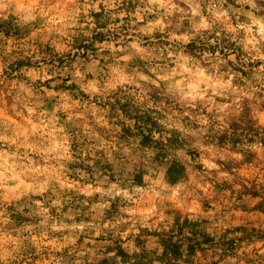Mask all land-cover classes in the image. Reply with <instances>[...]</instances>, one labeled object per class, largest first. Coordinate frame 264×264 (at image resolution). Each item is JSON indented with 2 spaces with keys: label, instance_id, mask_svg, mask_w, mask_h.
Listing matches in <instances>:
<instances>
[{
  "label": "crops",
  "instance_id": "1",
  "mask_svg": "<svg viewBox=\"0 0 264 264\" xmlns=\"http://www.w3.org/2000/svg\"><path fill=\"white\" fill-rule=\"evenodd\" d=\"M258 1L257 6L261 7ZM175 2L180 7L189 8L184 0ZM147 4L148 0H143L139 8ZM232 4L237 9L242 7V10L231 11L230 21H216L212 30L201 28L196 39L206 37L209 31H219L218 45L237 51L242 63L243 57H248L252 67L258 66L264 61L251 62V56L264 53V39L256 35V25H253L251 33L239 27L240 24H251V20L243 14L250 6L238 5L235 0ZM223 7L227 4L217 5L214 10L222 11ZM37 8L11 10V17H15L19 25H25L28 31L14 41L18 44L16 52L12 53L20 65L17 67L19 63H16L12 73H5L0 60V110L2 107L6 109L9 104L13 109L9 111L8 130L3 128L4 132L0 134L3 138L0 147L7 146L19 132L18 144L23 145L19 156L24 157L11 165L17 181H9L7 173L0 180V264H117L114 257L107 258L105 249L113 238L120 239L119 232L133 227L134 222L135 228L140 229L143 242L138 240L136 243L134 232L129 234V241L140 251L125 255L118 249L124 257V264H264V89L252 93L240 79L238 83L233 82L232 87L216 89L215 96L210 89L207 97L193 101L177 90L183 85H176L175 81H171L172 88L167 83H161L160 88L145 83L143 90L146 95L141 101L139 95L133 97L131 91H125L134 89L141 94V89H137L135 84L120 85L122 98H129L134 112H149L154 119L164 121L159 125L161 140H154V145L161 143L169 131L172 133L175 142L164 145L162 151L166 156L157 160L155 153L158 149L154 146H142L138 137L122 138L120 129L114 123L111 127L106 123L110 117L123 122L120 113L109 108L111 98L116 94L111 84L125 73L131 77L147 63L140 59L144 53L130 46L129 32L133 33L132 38L139 35L141 44L146 42L149 50L155 51V57L150 58L155 59L159 49L168 44L177 50L183 48L187 53L183 41H170L168 37L172 33L190 34L196 31L194 22L190 23L187 16L176 13L166 19L168 27L163 31L156 26L151 33H135L133 29L140 25L131 23L136 17L130 13L133 17L130 26L123 29L122 22H116L111 24L114 27L107 28L105 25L103 28L107 30L98 33L97 28L102 27L97 24L96 28L92 27L94 23L81 27L82 11L76 17L75 25L71 24V16L66 18L64 25H58L47 23L39 16L33 18ZM61 9L75 13L81 8ZM58 10L52 8L50 14ZM8 12L1 11L0 15L7 16ZM256 14L259 16L258 12ZM156 18L146 15L142 23ZM58 29L67 33L63 41L69 46L85 40L93 45L88 46L87 50L91 51L89 57L85 54L80 59L89 69L90 79L96 74L99 82L92 80V83L101 87L106 100L97 102L101 94L91 91L88 80L83 82L88 85V90L82 89L80 77L75 75V68L70 62L63 66L60 60L61 66L51 65L55 63L52 59L66 54L57 52L52 42L58 35ZM96 39L101 42L96 43ZM114 39H120L123 51L119 50V45L116 51L103 47V41ZM250 39L252 43H249ZM201 44L206 46V40H202ZM33 47L42 53L39 58L32 51ZM125 55L130 57L126 65L119 60ZM214 57L213 53V57L208 58L209 72L214 71L211 65L218 59ZM95 60L100 63H94ZM157 62L161 64L158 71L167 74L166 62ZM65 67L71 68L67 77L72 79V87H64L67 84L64 80L57 85L58 92L50 95L45 86L51 90L52 81L43 79L44 72L58 69L59 77ZM259 75L264 79V72ZM248 78L257 83L255 72H251ZM152 97H156V108L150 106ZM3 100L9 101V104H3ZM192 103L197 105L195 110L190 108ZM29 109L34 111V115L28 116ZM180 109L189 111L192 119L186 118ZM198 116L206 117L209 123H202ZM26 120L32 123L28 124ZM0 122L7 121L0 118ZM168 125L172 127L169 129ZM233 125L237 127L234 129ZM29 145L34 152H26ZM15 147L12 146L9 151ZM189 152H199L200 158H189ZM31 158H34V163L30 162ZM205 160L214 162L217 167H209L203 162ZM8 163L7 154L0 153V164L7 168ZM172 163L183 169V174L175 183L168 180V168ZM141 171L148 179L142 185L144 191L137 192L135 177ZM58 181L74 186L61 189ZM199 184L211 185V188L204 192ZM97 187L102 191H94ZM41 188L51 191L38 195ZM120 188H127L135 199L142 201L148 198V194L163 189L169 195L175 193L174 199L190 205L195 201L203 208L216 212L215 218L223 219L229 227L240 228L235 231L229 228L228 232L233 233L226 237L228 233L219 227H212L209 220L202 225V230H211L215 246H206L202 255L189 257L188 260L167 256L159 258L155 247L157 240L146 235L148 229L142 227V217L125 211L142 207L143 203L131 205L132 200L123 194L116 195ZM38 199L43 203L37 204ZM212 204L216 207L213 208ZM206 219L200 217L201 221ZM108 221L116 227L110 225L104 228V223ZM117 221L121 223L117 224ZM184 227L193 229V236L199 235L195 231L198 224L188 225L185 222ZM97 230L100 231L99 236L95 235ZM226 239L234 241L227 244ZM204 240L211 243L209 237H204Z\"/></svg>",
  "mask_w": 264,
  "mask_h": 264
},
{
  "label": "clouds",
  "instance_id": "2",
  "mask_svg": "<svg viewBox=\"0 0 264 264\" xmlns=\"http://www.w3.org/2000/svg\"><path fill=\"white\" fill-rule=\"evenodd\" d=\"M17 0H8L9 4L16 3ZM29 2L34 5H39V0H29ZM104 3L108 8H117L122 3V0H96L95 4L90 5L87 0H85V4L82 9H77L75 13H68L63 9L58 10L55 14H50L51 10H45L43 8H37L35 10V18L36 16L41 17L47 23H55L58 25H64L67 17L71 16V24H76V17L79 15L81 11H83L84 16L87 19L84 21V24H81L83 28L85 24H88L92 17L88 15L89 8H94L96 12L100 11V3ZM143 2V0H141ZM220 4L223 6L227 4V7H223L222 11H215L214 4H211V0L209 3H205L204 0H184V3L189 5L188 9L180 7L175 0H148V4L143 8H137L135 12L132 13L133 16L136 17L135 20H132L131 23L133 25H140L138 28H134L133 31L135 33H151L156 26H159L161 31L168 27V24L165 22L167 18L174 16L176 13H180L183 16H187L190 23H193V27L196 31L192 33H172L168 39L170 41H183L187 46V53L185 49H174L171 44H168L167 47H162L159 49V55L155 59H150L155 57V51L149 50V46L145 42L143 45L141 44V38L139 35L133 37V33L129 32L130 46L135 48L137 51L144 53L140 57L141 61H147L144 65L143 69H138L131 77L125 73L121 75L115 83L111 84V88L116 91V94L112 96L111 102L109 104V108H111L114 112H119L123 117V122L120 121L119 118H109V121H106L109 127L114 123L120 129L122 138L127 137H138L139 143L142 146H154L158 149L155 153V157L159 160L162 156H166V154L162 151L164 145L175 142L172 136V133L169 131L167 135L163 138L161 143L154 145V140H161V129L159 125L164 123L162 120H156L153 118V115L149 112L144 111H133L132 103L128 97L121 96L119 92V86L124 84H135L137 89H141V94H137L135 90H125L131 91V95L133 97L139 95V99L143 101L145 99L143 85L145 83H150L155 85L156 88H160L161 83H167L170 88L174 87L171 81H175L176 85H183V87L178 88L186 98H190L195 101L197 99H204L208 96V92L211 89L212 95H217L216 89L220 87H232L233 82H239L240 79H243L244 83L249 86L250 91L252 93L258 92L261 89H264V79L260 78V73L264 72V63L259 64L258 66L252 67V64L249 62L248 57H243V63L240 58V54L235 50H229L227 47L222 45H218L217 38L221 35L219 31H209L206 37L201 36L200 40L196 39L197 32L201 29H209L212 30L213 24L216 23L221 17L224 18V21H230L231 15L229 14L231 11L240 12L241 9L234 8L232 3H229L228 0H219ZM235 3L238 5H249V9L245 11L243 14L251 20V24L244 25L240 24V28H245L246 32H253V25L258 26L257 31L261 35H264V7L257 6V0H235ZM158 6V7H157ZM260 12L261 14L258 16L256 13ZM190 13V15H189ZM114 15H119L121 18V22H123V17L125 13H115ZM155 16L157 17L154 21L152 19H148L147 23L144 24L142 21L145 20V16ZM199 18L198 20L196 18ZM13 27V24L10 23ZM93 28H96V24H92ZM113 25H107V28H112ZM115 27H119V25H115ZM231 27V25H229ZM107 28H97L98 33H102L106 31ZM235 31V28L232 29ZM58 35L53 39V43L56 45V51L61 53H66L65 55H61L55 60V63H51L53 67L55 65H60V60L63 61V66L65 64L71 63V67L75 68V75L80 77V82L82 85V89L87 91L88 85H85L83 82L85 80L89 81V85H91V91L95 93L101 94L98 98L100 100H106L107 98L103 96L101 87H97L92 83V80H97L96 74L94 73L92 78L88 77L89 69L85 67L84 63L81 61L80 57L87 54L88 57L91 51L87 50L88 46H93L88 40H85L82 43L69 46L63 41V36L67 33L63 31V29H58ZM123 37H121L122 39ZM155 39V37H153ZM206 40V46H202L201 41ZM100 40L96 39V43H100ZM249 43H252L251 39ZM83 45V47L81 46ZM119 45V50L123 51L124 46L120 44V39H114L111 42L107 40L103 41V47L112 48L113 51L117 50ZM102 50V49H101ZM32 51L36 53V58H39L42 53L39 51L37 47H33ZM213 53L215 54L214 58H218L214 65L211 67L214 71L209 72L208 64L210 63L209 57H213ZM166 54V55H165ZM130 57L125 55L119 57V60L124 61L125 65L129 61ZM157 60H163L166 62L168 71L165 74L164 71H158L161 68V64L157 62ZM195 60L193 63L192 61ZM256 60L264 61V53H259L256 56H251V62H255ZM94 63L99 64V60H95ZM61 66V65H60ZM23 68V67H21ZM71 70L69 67L64 68V73H62L59 77L57 75L58 69L53 70L51 72L45 71L43 79L52 81V89L49 90L47 86H45V90L49 91L50 95H55L58 91L57 85H61L64 80H67V84L64 87L71 88L73 85L72 79L67 77V73ZM251 72H255L257 76V83H253L251 79H249V74ZM29 74H32L29 72ZM107 75V73H105ZM247 94V93H246ZM156 97L150 98V106L156 108L154 103ZM54 107V105H53ZM228 107V105H225ZM190 108L195 110L197 105L192 103ZM183 111V114L186 118L192 119L191 113L189 111ZM210 111V109H209ZM34 115V111L32 109L28 110V116ZM197 119H200L202 123L208 124L209 121L204 116H198ZM15 123V121L13 122ZM26 123L31 124V120H26ZM47 127V125H45ZM172 126L168 125L170 129ZM237 125H233L235 129ZM62 130V129H61ZM21 133L17 132L15 136H13L8 145L4 147H0V153H6L8 157V167L5 168L3 164H0V180L3 179L5 173H7V179L9 181H17V177L14 174V169L11 167L12 164L16 162L17 159H23L24 157L19 156V149L22 144H18V140L20 138ZM3 138L0 137V140ZM238 142V141H237ZM16 146L12 151H9L12 146ZM28 151H35L32 149L31 145L27 146L25 149ZM87 155V153H85ZM195 157L196 159L200 158L199 152H189V158ZM242 157V155H241ZM30 162L34 163V158L30 159ZM209 167H217L214 162H209L207 160L203 161ZM39 166H37V169ZM183 174V169L179 167L176 163H172L168 168V180L170 183H175L179 177ZM148 179L143 171L138 172L135 177L136 187L135 191L142 192L144 191L142 185ZM60 184V188L63 187H73L74 185L71 183L58 181ZM198 187L204 191L208 192L211 188V185L199 184ZM51 191L50 189L41 188L38 195H44L45 193ZM94 191H102L101 188L97 187ZM255 194V192H252ZM123 194L129 200H132L133 203L140 205L143 203L142 207L137 208H129L125 209L130 214L135 215L139 214L142 217V227L148 229L146 235L150 237H155L157 240L156 247V255L159 258L171 257V258H179L181 260H188L189 257L192 256H200L205 250L206 246H215L216 241L212 239V232L210 229L202 230V225L207 224L209 220L211 221L212 227H219L221 231L228 233L226 237H230L235 231L236 228H240L239 226L229 227L228 224L224 222L223 219H217L216 212L210 211L208 209L203 208V205L196 203L195 201L190 205L185 203L184 201L174 199L173 197L176 195L172 193L169 195L163 189L160 191H155L148 194V198L146 200H138L135 199L134 196L129 192L127 188H120L116 191V195ZM88 195H92V192H88ZM37 204H42L43 201L38 199L36 201ZM55 203V202H54ZM212 207L215 208L216 205L212 204ZM200 217H207L206 220H200ZM151 221V223H149ZM177 221L178 225L177 226ZM199 221V222H198ZM126 223L127 221H123ZM185 222L188 225L198 224V227L195 229L196 232L199 233L197 236L192 235L193 229L184 227ZM121 223V221H117V224ZM161 224L163 227L161 228ZM115 228V224H111V221L105 222L103 227L109 228V226ZM83 228V225H80ZM180 228H183V232H180ZM229 228L233 229L232 232H228ZM155 229V230H154ZM134 232V239L137 241L143 242V236L140 233V229L135 228V222L133 227L128 228L123 232H119L120 239L113 238L110 246L105 249L106 256L110 260L111 258H115L117 264H124V257L120 254L119 250L125 255H131L132 251H140L139 248L129 241V234ZM96 236L100 235V231L97 230L95 233ZM204 237H209L211 243L206 242ZM127 241V243H125ZM234 240L226 239L225 243L231 244ZM167 242V243H166ZM179 244V250L177 255V250L171 247V245ZM131 245V247H130ZM190 246V247H189ZM191 249V250H190ZM200 249H203L201 251Z\"/></svg>",
  "mask_w": 264,
  "mask_h": 264
},
{
  "label": "rangeland",
  "instance_id": "3",
  "mask_svg": "<svg viewBox=\"0 0 264 264\" xmlns=\"http://www.w3.org/2000/svg\"><path fill=\"white\" fill-rule=\"evenodd\" d=\"M234 0H228L229 3H232ZM87 2L92 5L96 3V0H87ZM111 2V0H110ZM205 3H209V0H204ZM141 1L140 0H122V3L120 4L119 7L117 8H108L107 5L104 3H100V11L96 12L94 8H89L90 12L93 13H88L90 17H92V20L88 23H94L97 24L99 27H104L105 25L109 24H116V22H121V18L119 15H114L115 13H120L123 12L125 13L123 17V22H122V28L125 29L128 25L130 26V21L133 18L130 13H133L137 7L141 6ZM85 4V0H39V5L34 6L32 5L29 0H17L16 3L14 4H9L8 0H0V12H8V15H0V23L2 24L5 21H9L10 23L13 24V27L10 26V28H5L3 26H0V60L2 62L3 67L6 69L5 73H12L15 68V64L19 63L18 60L14 59V55L12 52H16V45L18 43H14V41L18 38H22L27 31L28 28L24 25H19L17 21H15V17H11V10H25L28 8H33V7H44L47 8L48 10L52 8H66V10H73L74 8L80 7L81 9L83 8ZM211 4H214L215 7L217 5H221L219 0H211ZM258 4L261 5V7H264V1H258ZM226 5V4H224ZM214 7V8H215ZM83 12V11H82ZM259 15L261 14L258 12ZM6 16V17H5ZM87 19V17L84 16V13L82 14V23L84 24V21ZM234 19V16H233ZM223 21V17H221L217 21ZM85 24L84 26L88 25ZM127 24V25H126ZM257 29V28H256ZM256 35L259 38L264 39V35H261L259 31L256 32ZM83 46V45H82ZM6 82V80L4 81ZM4 85V83H3ZM4 99V98H3ZM7 103L9 104V101L3 100V104ZM10 105V104H9ZM7 106V108L3 109V107L0 110V118L2 120H6L7 122H0V134L1 132H4V129L6 131L8 130L9 124V111H12L13 109ZM3 109V110H2ZM199 163V160L197 161ZM131 205H135V203H130Z\"/></svg>",
  "mask_w": 264,
  "mask_h": 264
},
{
  "label": "trees",
  "instance_id": "4",
  "mask_svg": "<svg viewBox=\"0 0 264 264\" xmlns=\"http://www.w3.org/2000/svg\"><path fill=\"white\" fill-rule=\"evenodd\" d=\"M0 26H3V27H5V28L8 29V28H10L11 24H10V22L7 20V21L3 22L2 24L0 23ZM82 47H83V46H82ZM19 65H20V63L17 64V67H18ZM178 247H180L178 244L173 245V248L177 250V253H178V250H179Z\"/></svg>",
  "mask_w": 264,
  "mask_h": 264
}]
</instances>
